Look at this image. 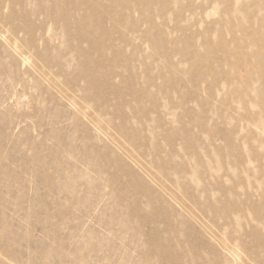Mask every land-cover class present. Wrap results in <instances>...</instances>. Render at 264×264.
Listing matches in <instances>:
<instances>
[{
  "label": "rangeland",
  "instance_id": "1",
  "mask_svg": "<svg viewBox=\"0 0 264 264\" xmlns=\"http://www.w3.org/2000/svg\"><path fill=\"white\" fill-rule=\"evenodd\" d=\"M82 1L0 0V264H264V0Z\"/></svg>",
  "mask_w": 264,
  "mask_h": 264
},
{
  "label": "bare ground",
  "instance_id": "2",
  "mask_svg": "<svg viewBox=\"0 0 264 264\" xmlns=\"http://www.w3.org/2000/svg\"><path fill=\"white\" fill-rule=\"evenodd\" d=\"M82 3H85V0H83V1H82ZM91 14H93V13H91ZM96 15H99V16H100V14H98V12H96ZM91 23H92V22H91V21H89V25H91ZM113 193H114L113 195H115V194H116V192H115V191H113ZM124 223H125V224H127L126 222H124ZM150 236H151V235H150Z\"/></svg>",
  "mask_w": 264,
  "mask_h": 264
}]
</instances>
